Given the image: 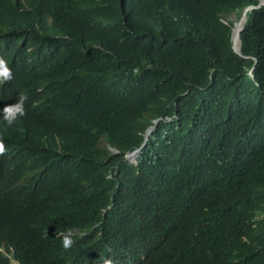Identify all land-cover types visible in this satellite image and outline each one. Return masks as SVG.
<instances>
[{"label":"trees","instance_id":"obj_1","mask_svg":"<svg viewBox=\"0 0 264 264\" xmlns=\"http://www.w3.org/2000/svg\"><path fill=\"white\" fill-rule=\"evenodd\" d=\"M121 1L68 6L76 34L107 42L65 57V130L68 116L108 139L123 129L129 146L160 117L152 158L180 187L162 184L190 216L178 229L201 249L198 264H264V4L247 11L237 54L229 17L257 0H134L127 15ZM12 17L0 15V30L22 35Z\"/></svg>","mask_w":264,"mask_h":264},{"label":"clouds","instance_id":"obj_2","mask_svg":"<svg viewBox=\"0 0 264 264\" xmlns=\"http://www.w3.org/2000/svg\"><path fill=\"white\" fill-rule=\"evenodd\" d=\"M79 1L0 0L1 16L12 13L25 24L22 35L0 30V264H198L201 249L178 229L190 216L176 213L162 184L180 187L152 158L149 139L160 117L129 146L119 140L123 129L108 139L71 116L72 131L64 128L58 101L67 89L65 57L107 42L75 33L68 6ZM133 3L121 1V15ZM263 4L246 5L235 17V46L232 21L235 53L247 11Z\"/></svg>","mask_w":264,"mask_h":264},{"label":"bare ground","instance_id":"obj_3","mask_svg":"<svg viewBox=\"0 0 264 264\" xmlns=\"http://www.w3.org/2000/svg\"><path fill=\"white\" fill-rule=\"evenodd\" d=\"M240 20H234V25H233V28H232V31H231V39H232V42L234 44V46L238 43V37H237V33H238V29L240 27Z\"/></svg>","mask_w":264,"mask_h":264},{"label":"rangeland","instance_id":"obj_4","mask_svg":"<svg viewBox=\"0 0 264 264\" xmlns=\"http://www.w3.org/2000/svg\"><path fill=\"white\" fill-rule=\"evenodd\" d=\"M234 19H235V17L231 16L230 20H232V21H233Z\"/></svg>","mask_w":264,"mask_h":264},{"label":"water","instance_id":"obj_5","mask_svg":"<svg viewBox=\"0 0 264 264\" xmlns=\"http://www.w3.org/2000/svg\"><path fill=\"white\" fill-rule=\"evenodd\" d=\"M240 28V27H239Z\"/></svg>","mask_w":264,"mask_h":264}]
</instances>
